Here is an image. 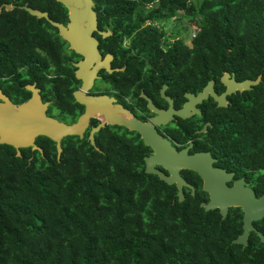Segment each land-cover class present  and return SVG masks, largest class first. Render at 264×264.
Returning <instances> with one entry per match:
<instances>
[{
    "label": "trees",
    "instance_id": "1",
    "mask_svg": "<svg viewBox=\"0 0 264 264\" xmlns=\"http://www.w3.org/2000/svg\"><path fill=\"white\" fill-rule=\"evenodd\" d=\"M94 1L99 28L111 29L105 37L96 33L99 49L126 56L119 82L140 75L166 82L181 106L185 92H198L211 78L222 91L224 71L236 80L260 75L250 88L228 94L227 105L209 96L197 104L201 114L180 117L179 139H196L262 191L264 0ZM25 3L68 20L58 0H0V80L15 102L29 97L24 84L35 80L44 99L67 105L75 119L82 105L69 87L73 66L67 74L59 70L66 41L47 18L20 7ZM172 17L193 25L188 42L157 25ZM205 121L207 129L193 133ZM107 129L95 133L96 145L86 133L64 136L59 158L46 135L35 139L41 151L25 146L20 155L0 142V264H226L221 246L232 234L226 226L235 208L221 218L218 208L201 206L207 192L193 170L187 172L195 194L185 190L178 200L174 184L145 171L148 146Z\"/></svg>",
    "mask_w": 264,
    "mask_h": 264
},
{
    "label": "water",
    "instance_id": "2",
    "mask_svg": "<svg viewBox=\"0 0 264 264\" xmlns=\"http://www.w3.org/2000/svg\"><path fill=\"white\" fill-rule=\"evenodd\" d=\"M67 8L68 20L66 23L54 20L49 17L46 10H41L25 4L20 7L25 8L29 13L37 17H45L49 22L58 28V33L64 38L69 47L79 53L82 57L75 62V75L82 80L81 86L73 91L75 99L84 104V110L73 122H65L55 116L46 113L48 101H43L39 93V88L34 83L27 84L31 91L28 99L14 103L0 90V142L8 143L16 148V154L20 155V147L31 146L32 149L42 150L41 146L35 142L36 136L43 134L55 141L57 157L62 151L61 139L67 134L83 135V131L89 124L91 117L100 113L102 121L91 127L89 139L94 144V132L105 122L124 124L130 129H135L141 133L145 144L152 148V152L145 156V171L152 172L167 183L175 184L177 188L178 200L184 199L183 186H189L194 193V186L186 181L180 174V168H189L197 172L202 179V189L208 192L209 199L200 203L206 210L218 208L221 217L227 213L231 205H243L245 210L244 219L250 227L249 221L252 217L264 211V192L260 197H256L254 190L244 184V178H236L232 184L227 181L232 179L233 171L213 165V158L209 151L187 152V147L180 150L175 149L170 141L162 137L155 129L154 122L160 123L170 119L173 114L182 118L193 113H201L198 103L211 96L217 106L228 104V94L250 88L260 80V75L255 79L244 78L236 80L229 71H224L220 76V81L225 86L224 90L217 92L214 89V79H209L198 92L187 91L184 93L185 100L178 109H174L172 99L165 96L169 101L167 108H157L152 100L148 98V106L155 111V115L150 120L143 122L137 119L129 110L119 103H113L107 95H95L87 93L86 90L92 85L97 76L99 67H105L109 71L111 53H106L101 58L98 38L93 34L98 31L102 36L111 33V30H99L97 26V12L94 8V0H58ZM14 4L6 3V8L13 7ZM164 87L162 93L164 94ZM205 124L201 130L206 128ZM163 165L168 173L157 168L155 164ZM239 240L236 238L234 241Z\"/></svg>",
    "mask_w": 264,
    "mask_h": 264
},
{
    "label": "flooded vegetation",
    "instance_id": "3",
    "mask_svg": "<svg viewBox=\"0 0 264 264\" xmlns=\"http://www.w3.org/2000/svg\"><path fill=\"white\" fill-rule=\"evenodd\" d=\"M97 26H98V22H97ZM98 29L99 30H108L109 27L106 26L105 28H99V26H98ZM109 30H111V29H109ZM96 33H98V34H100V33L98 31L93 32V34L98 38ZM109 34H107V35H109ZM100 35H101V37L107 36V35L102 36V34H100ZM98 40H99V38H98ZM126 41H127V38L124 40L125 44H126ZM65 48L68 51L65 53V57H63L61 60V66H60L59 70L62 71V74H64V73L67 74V72H66L67 67L70 65L73 66L74 77L69 76V78L71 79L69 87H72L71 92L73 95V91L76 88H79L81 86V83H82V80L77 78L75 75V69H76L75 62H77L82 56L79 53H77L76 51H74L72 48H70L67 41L65 43ZM100 52H101V58H104L106 53L112 54V57L110 59L111 71H109L105 67H102V66L99 67V69L97 70V76L94 78L92 85L90 86L89 89L86 90L87 93L95 94V95H107L109 98H111L113 103L121 104L122 107L129 110L137 119H139L143 122L150 120L151 117H153L155 115V111L153 109H151L147 104L148 103L147 97H149L152 100L153 104L157 108H167L169 106V101L165 97L167 95L172 99V105H173L174 109H178L180 107L177 105V102L175 99L176 95L174 96V94H176V93L172 94L174 91H171V92L169 91V85L166 82H161L159 85L154 84V83H148L145 80L144 75H140L138 77L137 76H128L127 78L125 77V80L127 79L126 80L127 82H124V83L119 82V79L123 76V73L121 71L126 70V62H125L126 56L122 57V58H116L115 55L110 51H105L102 53V51L100 50ZM118 62H123V64H117ZM143 69H144V67H143ZM30 83H34V85L39 88V93L41 95L42 100L48 101V104L46 106V113L48 115L55 116L62 121L70 123V122L75 121L77 119V117L84 110V104L78 102L73 95L74 100L76 102H78L80 105H82V110L78 113L76 118L73 119L70 116L71 112L69 111L67 105H65L64 107L61 105V107L58 108L52 102V99H44L43 98V94L41 92V86L37 85L35 80H33L32 82H26L24 84V86L26 87V85L30 84ZM4 84H5V82L0 80L1 92L3 94H5L6 96H8L11 99V101H13V99L9 95L8 91L6 90ZM152 84H154L155 86H153ZM164 85H165V87H164V94H163L161 90H162ZM69 87H66V89ZM224 88H225V86H224ZM30 95H31V91H30ZM28 98L29 97H27L26 99H28ZM0 99H1V97H0ZM26 99H24V100H26ZM24 100H22V101H24ZM22 101H20V102H22ZM13 102L14 103H20V102H15V101H13ZM193 114H195V113H193ZM198 114H201V113H198ZM190 116H192V114ZM190 116H188V117H190ZM92 118L96 121L94 124L91 123ZM179 118H180V116L174 113L173 116L165 122H160V123L154 122V127H155L156 131L162 137L168 139L170 141L171 145L173 147H175V149H177V150H180L182 148L187 147V152L189 154L196 152V151H209L211 153V156L213 158H215L212 161L213 165L220 166V167L225 168L227 171H233L234 172L232 179L227 181V183L229 185L233 183L234 179L243 177L244 178V184L250 186L254 190L256 197H260V195L264 192V189L262 191H258L254 187V185L257 183V180L252 179L247 175H237L236 176L235 175L236 173L234 170L228 169L226 166L219 164V158L217 156H215L210 149H204V148L198 147V142L196 139L189 137L185 142L181 141L179 139V136H180V132H179L180 119ZM101 121H102V115L100 113H97V115L91 117L89 120V124L87 125V127L83 131L82 136H84V134L86 133L87 138L89 139V133H90L91 127L97 125ZM205 124H207V125L210 124V121H205L201 127L195 128L193 133L205 131L207 129V125H206V128L204 130H201ZM102 127L108 128L107 131L111 134H117L118 133V134L123 135V136H128V137H132V138H135V137L140 138L142 140L143 144L148 146V152L143 155L144 168H145V159L144 158H145V156L149 155L152 152V148L150 145L145 144V142L142 139L141 133H139L135 129H130L129 127L125 126L124 124L105 122V124L103 126H101L98 130H96L94 132V144H95V133L98 132ZM41 135H43V134H41ZM67 135H78L79 137H82L79 134H67ZM67 135H64V136H67ZM15 150H16V148H15ZM155 166L157 168L165 171L166 173H168V170L163 165L157 163V164H155ZM187 170H192V169L180 168L179 171H180V174L182 175V177L194 186V193L191 192V188L189 186L184 185L183 186L184 198H185V190H187L192 195L195 194V185L191 180L188 179L189 172H187ZM201 187H202V179H201ZM185 188H187V189H185ZM176 193H177V190H176ZM208 199H209V195L207 192V199L200 200V203L202 201H207ZM230 208H235L233 213H234V216L236 218H234V220L229 219L227 221L228 226H226V229L232 234H229L230 237L228 235H226V238L224 239V244L221 246L222 247L221 253H222V258H223L224 263H226V264H264V211L261 214L256 215L255 217H252L251 220L249 221L250 227L246 228L245 225L248 223L244 219L245 210H244L243 205H231V206H229L226 215L228 214ZM226 215L224 217H226ZM224 217H221V218H224ZM236 238H238L239 240L234 241Z\"/></svg>",
    "mask_w": 264,
    "mask_h": 264
},
{
    "label": "rangeland",
    "instance_id": "4",
    "mask_svg": "<svg viewBox=\"0 0 264 264\" xmlns=\"http://www.w3.org/2000/svg\"><path fill=\"white\" fill-rule=\"evenodd\" d=\"M194 1H199V0H194ZM157 25L163 26L165 33L168 34L169 36H171L172 33H176L178 31L179 36L182 37L185 40V42H188L190 34H192L195 30L193 28V25L189 26V24L186 23V20L184 18L179 19L178 17H172L168 21H159Z\"/></svg>",
    "mask_w": 264,
    "mask_h": 264
}]
</instances>
